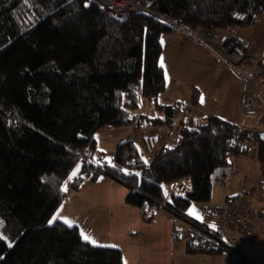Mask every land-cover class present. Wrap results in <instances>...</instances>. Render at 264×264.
Here are the masks:
<instances>
[{
    "label": "trees",
    "instance_id": "1",
    "mask_svg": "<svg viewBox=\"0 0 264 264\" xmlns=\"http://www.w3.org/2000/svg\"><path fill=\"white\" fill-rule=\"evenodd\" d=\"M137 1L200 35L251 27L264 14V0ZM171 32L157 17L133 12L119 20L92 0H0V264H125L120 248L50 223L77 168L74 189L106 177L127 189L125 202L146 223L157 212L185 222L173 238L188 255L238 253L190 209L209 203L213 186L227 185L230 158L252 140L264 177V131L217 115L196 119L181 101L160 103L162 38ZM259 65L264 78V59ZM199 97L194 89L191 108ZM179 117L178 135L150 161L137 140L119 144L111 161L96 152L106 128L162 127ZM256 119L264 127V114ZM183 179L192 189L168 197L167 186Z\"/></svg>",
    "mask_w": 264,
    "mask_h": 264
},
{
    "label": "crops",
    "instance_id": "2",
    "mask_svg": "<svg viewBox=\"0 0 264 264\" xmlns=\"http://www.w3.org/2000/svg\"><path fill=\"white\" fill-rule=\"evenodd\" d=\"M167 36H169L172 42H174V40H178L179 37H184L185 35L179 32H171L164 37ZM241 36L243 41L248 45L249 54L260 60L264 59V14L258 18L254 26L242 29ZM193 61H195L196 67H198L200 62L197 59H193ZM211 76H213V74H211ZM224 80L227 79L224 78L221 80L220 78L221 82ZM220 81L219 78L215 81L209 79L206 84H194V88L187 93V96H185V99H189L187 103L183 98L178 99L177 96H174L175 100L173 102L181 101L185 106L191 109V116L196 119H203L209 115H217L220 118L240 125L241 127H246L255 131H264V127L258 124L259 119L256 118H252L249 122L247 121L244 124H240V111L243 100L242 92L241 95H238L233 99V96L229 94L227 95L226 91L222 89ZM194 89H197L200 92L198 101L199 105L195 108H191L190 103H192ZM260 112L261 115H263L264 109L261 108ZM143 126L146 125L139 126L133 124L129 127L141 128ZM148 127L158 128L154 126ZM107 129L118 130L115 128H106V130ZM179 131L180 129H177L174 133L168 131L164 134L162 146L171 143V141L178 135ZM101 132H103V130ZM101 132L97 134L96 138ZM155 137L156 133L153 135L151 134L150 137L141 138L143 145L146 146L147 143L151 145V142ZM131 140H137L139 142L138 139ZM96 143V152L102 156L103 160L111 161L114 152L112 151L110 153L98 148L97 139ZM243 146L245 147V152L243 154L230 158L231 167L227 185L225 187L215 185L229 190L226 192L225 201L219 206L208 204L199 221L203 222L207 207H220L229 197L238 198L236 195H250L251 200H248L249 196H246L248 198L242 197L238 199L248 200L260 218L255 231V236L250 242L246 243L241 252L229 255H188L185 251V254L190 256L189 258H194L191 260L188 259L189 264H245L250 261L257 264L261 262L264 263V177L261 172V165L258 158L259 142L252 140L243 144ZM146 150H148L147 155L151 157L148 146H146ZM151 151H154V154L157 152V150L153 149ZM78 173L79 169L77 168L64 183L63 189L66 196L53 215L52 223L56 220L62 222L68 220L71 222V224L68 225L77 226L81 235H87L91 240L96 242L94 245L120 248L123 252L125 264H128L127 253L129 258L132 259L130 262L131 264H133V262L135 264H167V259H163L165 253L164 250H162V247L169 243L171 238H173V229L177 220L169 214L157 212L155 221L152 223H146L143 219L142 211L125 202V192L126 195L128 193L127 189L106 177H100L95 182L85 179L81 186L76 190L73 188V183ZM188 183L190 189H192L190 179H188ZM235 186H237V189ZM168 188L169 186H167V196L169 197L172 194L169 193L170 190ZM233 188L236 189V193L234 194L231 193ZM228 232L231 236L235 235L234 230H228ZM164 237H167L169 242H167ZM173 241L176 242L174 238ZM170 245L172 246V244ZM180 248L181 247H179V249ZM131 250H134V253L131 254Z\"/></svg>",
    "mask_w": 264,
    "mask_h": 264
},
{
    "label": "rangeland",
    "instance_id": "3",
    "mask_svg": "<svg viewBox=\"0 0 264 264\" xmlns=\"http://www.w3.org/2000/svg\"><path fill=\"white\" fill-rule=\"evenodd\" d=\"M171 29L172 32H179L185 36L179 37L178 40H174V42H172L169 36L162 38L164 50L160 62L161 64H163V67L166 72L167 89L165 93L160 96L159 99L160 103L164 105L172 104L176 96L178 99L183 98V100L187 103L189 99H185L186 98L185 96H187V93H189L194 88V84H199V83L206 84V82H208L209 79L211 80L213 79L215 81L216 79L218 80V78L219 81L220 78L221 80L224 78L227 79L224 80L223 82L220 81L222 89L226 91L227 95L229 94L233 96L232 97L233 99H235L238 95H241L242 92V98H243L244 90H245L244 82L239 78L237 74H235L232 70H230L229 67L223 64L215 56V54L207 47L208 45L209 46L218 45L216 43L217 39L214 38L212 42H210L209 40L211 34L212 35L213 33L216 34L217 31H214L207 35L204 34L200 35V33L191 32L190 29L188 28V31L190 32L191 35H187V33L177 28H171ZM241 30H236L235 34H238L239 32H241ZM193 59H197L200 62V64H198V67H196L195 61H193ZM211 74H213V76H211ZM263 80H264L263 77L259 80V84L257 85V90L260 96L264 98ZM258 101H259L258 111L257 114L254 116V118H258V115H261L260 112L261 108L264 109L260 100ZM145 110L149 111V107H145ZM250 119L252 118H245L243 116L242 105H241L240 124H244L247 121L249 122ZM179 121H180V117L177 118L173 124H169L167 126L164 125L158 128H149L148 126H143L141 128L127 127L118 130L104 129L103 132H101L99 136L96 138L98 142V148H101L111 153L112 151L113 152L115 151L116 147L119 144L131 139H138L140 145H143L141 138L150 137L151 134L153 135L156 133V137L154 140H152L151 145L148 143L146 145L150 149L149 152L151 154V157L147 155L148 150H146V146L143 145V153L145 155V160L150 161L154 154L153 153L154 151L151 150L152 149L158 150V148L162 146V143L164 141V134H166L168 131L174 133V131L176 132L177 129H180ZM82 159L84 160L85 156ZM184 180L187 181L188 179H184ZM235 188L237 189V186H235ZM235 188L231 190L232 194L236 193ZM228 191L229 190H226L218 186L213 187L211 202L193 203L190 209V214L193 217H195L197 220H200L197 218V216H199L200 218L203 216L205 207L208 204H213L216 206L221 205L225 201V195L226 192ZM125 196H126V192H125ZM236 196L238 198H242V197L248 198L246 196H249L248 200H251L250 195H242V196L236 195ZM238 198H234V199H238ZM52 220L53 217L51 218L50 223H52ZM176 225L185 233L187 229V224L185 222L177 220L175 226ZM1 230H2V222L0 221V234H1ZM164 238L167 242H169L167 237ZM170 244H172V246ZM179 247L181 248L179 249ZM162 250H164L165 253L163 259H167L166 260L167 264H189L188 259L190 260L194 259L192 257L189 258L190 256L185 254L184 243L177 241L174 242L173 238H171V241L169 243H167L162 247ZM132 253H134V250H131V254ZM126 256H127V263L131 264L130 262L132 259L129 258L128 253L126 254ZM133 264L135 263L133 262Z\"/></svg>",
    "mask_w": 264,
    "mask_h": 264
},
{
    "label": "built area",
    "instance_id": "4",
    "mask_svg": "<svg viewBox=\"0 0 264 264\" xmlns=\"http://www.w3.org/2000/svg\"><path fill=\"white\" fill-rule=\"evenodd\" d=\"M92 2L116 19L123 20L133 12H143L159 18L168 24L170 28H177L187 33V35H191L188 28L178 20L159 15L149 9V6H143L136 0H92ZM235 33L236 30L217 31L216 34H211L209 40L212 42L214 38L217 39V42L216 40L215 42L218 45H208L207 47L244 82L242 114L245 118H251L257 114L258 100L264 107V100L257 90L262 74L259 65L261 60L249 54L248 45L243 41L241 32ZM168 186L169 193L175 195L184 196L190 190L188 180L185 181L184 179ZM259 221V216L248 200L229 197L220 207H207L203 222H201L216 231L220 239L230 245L232 249L241 252L246 243L254 238ZM228 230H234L235 235L230 236Z\"/></svg>",
    "mask_w": 264,
    "mask_h": 264
},
{
    "label": "snow or ice",
    "instance_id": "5",
    "mask_svg": "<svg viewBox=\"0 0 264 264\" xmlns=\"http://www.w3.org/2000/svg\"><path fill=\"white\" fill-rule=\"evenodd\" d=\"M161 66H163V64H162ZM74 175H75V173H74ZM197 218L200 219L199 216H197ZM64 222L67 223V224H71V222L68 221V220H65ZM213 227H214V226H213ZM82 236H83V239H84L85 241H89V242H91V243H93V244L96 243L94 240H91V238H90L89 236L84 235V234H82ZM0 239H3V237H0Z\"/></svg>",
    "mask_w": 264,
    "mask_h": 264
},
{
    "label": "water",
    "instance_id": "6",
    "mask_svg": "<svg viewBox=\"0 0 264 264\" xmlns=\"http://www.w3.org/2000/svg\"><path fill=\"white\" fill-rule=\"evenodd\" d=\"M264 135L263 134H260V137H263Z\"/></svg>",
    "mask_w": 264,
    "mask_h": 264
}]
</instances>
